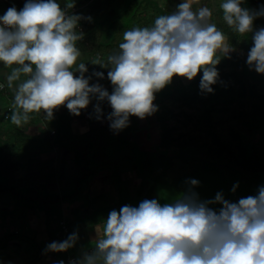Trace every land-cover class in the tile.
I'll return each mask as SVG.
<instances>
[{
    "label": "clouds",
    "instance_id": "1",
    "mask_svg": "<svg viewBox=\"0 0 264 264\" xmlns=\"http://www.w3.org/2000/svg\"><path fill=\"white\" fill-rule=\"evenodd\" d=\"M74 2L67 0L61 7L60 0H25L19 10L13 3L0 14V62L11 67L6 81L14 92L8 118L18 127L24 128L32 114L41 111L51 119L61 104L79 114L95 99V118H104L101 102L107 100L112 108L107 113L109 127L118 131L131 122V114L145 117L157 110L155 92L174 74L191 79L202 70L200 88L215 91L212 86L219 78L215 65L235 48L212 20L213 9L205 0H181L150 26L125 30L118 49L106 60H91L108 67L113 85L109 91L99 81L89 83L88 65L78 62L77 41L84 33L77 26L83 14L67 11ZM219 6L233 31L252 34L246 63L264 73V26L253 23L264 16V5L252 9L242 6V0H220ZM93 74L105 76L97 69ZM199 183L187 178V187L171 202L144 198L138 205L111 209L94 225L95 247L69 264H264V185L255 194L231 200L223 190L201 198L193 187ZM217 203L218 207L210 206ZM77 240L73 231L46 248L67 250Z\"/></svg>",
    "mask_w": 264,
    "mask_h": 264
},
{
    "label": "trees",
    "instance_id": "2",
    "mask_svg": "<svg viewBox=\"0 0 264 264\" xmlns=\"http://www.w3.org/2000/svg\"><path fill=\"white\" fill-rule=\"evenodd\" d=\"M24 2L25 0H0V10L4 12L13 3L19 10ZM243 2L246 3L245 7L252 9L264 5V0H242ZM66 3L67 0H60L61 7ZM148 3L143 0H91L87 3L75 0L73 6L67 9L69 13H82L83 17L88 15L92 17L91 20L82 17L77 26V30L84 33L77 41L81 48V56L78 59L85 56L86 64L92 67V80L89 83L99 81L113 87L107 77L108 67L94 64L91 60L97 57L106 60L112 51L118 49L125 30L135 26H150L155 14L149 13ZM73 8L76 9L72 11ZM166 13L169 12L163 14ZM212 20L226 33L229 42L235 45L234 49L253 44L251 33L242 35L232 30L223 19L220 7L213 11ZM253 23L257 28L264 26V16H257ZM215 67L219 70V78L212 86L215 91L207 92L200 88L201 71L188 83L161 95L157 113L160 129L157 147L160 150L172 147L197 148L203 150L208 159L229 163L240 175L245 177L264 175V79L259 74L247 70L239 54L234 50L230 51L229 55L222 56ZM93 69L104 71L105 76L103 78L95 76ZM1 97L5 99L7 96L1 93ZM88 107L94 111L92 104ZM101 107L106 115L111 111L102 105ZM67 109L66 104L57 106L51 119H47L43 111L33 113L28 124L21 128L9 118L5 119L6 109L0 108V137L4 143V146L0 147V197L5 194L15 203H39L45 216L47 230L52 205L75 202L81 195L78 189H81L80 184L85 179L76 174L73 181L74 191L71 193L59 191L60 142L67 144L70 140L61 135L56 129L55 122ZM38 122L42 123V128L34 136V140L44 152L53 154L47 156L46 160H40L38 169L26 170L24 168L26 157L22 156L21 147L29 145L31 140L25 129L28 125ZM257 130L260 134L253 140ZM135 151L136 149L134 153H129V156L133 154L135 156ZM107 161L111 162L106 159ZM146 179L153 178L146 176ZM19 182H36L43 190L39 193L23 191L17 186ZM150 190L149 194L152 193ZM154 193L158 196L155 189ZM111 209L101 206L93 209L90 216L93 212L103 210L109 213ZM84 218L90 223L98 221L85 213ZM94 247L92 244L80 250L73 259ZM34 250L38 258L41 251L35 243Z\"/></svg>",
    "mask_w": 264,
    "mask_h": 264
},
{
    "label": "rangeland",
    "instance_id": "3",
    "mask_svg": "<svg viewBox=\"0 0 264 264\" xmlns=\"http://www.w3.org/2000/svg\"><path fill=\"white\" fill-rule=\"evenodd\" d=\"M143 1L149 2V13L154 12L155 14L151 24L154 23L156 16L175 10L176 5L181 2V0ZM205 2L213 11L220 7V0H205ZM242 6H246V3L243 2ZM193 7H198V4H194ZM0 14H3L2 10H0ZM249 48L250 46L247 45L241 49H234V51L239 54L247 70L259 74L264 79V73L257 72L254 68H249L246 63ZM83 58L78 59V62L79 60H86L85 56ZM91 69V66L88 67V72L85 75H90ZM201 71H198V73ZM10 72L11 67L8 68V73ZM75 74H78V71ZM191 79L183 75L174 74L170 83L155 92L153 103L158 105L157 110L145 117L131 114V122L118 131L109 127L106 113L104 118L96 119L94 111L89 108L87 110L81 109L79 114L71 113L68 109V113L66 111L67 114H62L57 119V122H55L56 129L60 131L64 138L66 137V140L77 144L73 146L74 148H71L72 151L69 149L70 152H67L63 149L60 153V159L63 160L64 164L61 166L59 191L72 192V187H75L73 181L76 174L81 178L88 177V175L92 176L89 181H83L86 187L78 189L79 192L83 193L84 197L79 199L73 208H70L73 210L71 213L75 215V218L70 217L72 222L82 216L83 205L88 206L87 204H91L95 208V203L100 202L99 204L105 206V208L110 207L119 210L125 204L138 205L144 198L157 197L161 203L171 202L187 187V178L199 179L200 183L193 187H195L200 197L205 199L214 197L217 191L223 190L225 198L238 200L240 197L255 194L258 191V187L264 185L263 174L245 177L238 174L229 163L223 160L208 159L203 150L178 147L160 150L157 147L160 139V129L157 120L160 106L159 98L163 93L179 88ZM101 84L108 88L109 91L113 88L110 85ZM94 103H96L95 99L90 101L89 104L93 105ZM101 105L112 110L107 100L101 102ZM68 117L70 119V128L66 123ZM41 128L42 124L40 122L26 128L31 140L29 145L21 147L22 156L26 157V166H24L26 170L38 169V162L46 160L47 156H52L53 154L44 152L34 140V136L39 133ZM68 129H71V131ZM259 134V130H257L253 140ZM2 146H4V143L0 137V147ZM133 148L136 149V154L135 156L134 154L129 156V153H134ZM106 159L111 162H106ZM93 169L95 171H92ZM139 170L143 173H140ZM135 171L139 172V174L135 175ZM146 176L153 179H146ZM236 182L239 183L233 192L231 189ZM80 185L82 186V183ZM17 186L23 191L34 193H39L43 190L42 186L36 182H19ZM151 186L153 187L151 188ZM154 189L158 196H155ZM149 190L152 192L151 194H149ZM85 192H87L88 199L85 198ZM84 199L86 200L85 202ZM210 206L218 207L219 204ZM52 207L50 222H67L69 217H66V214L70 211L65 212V207L63 215L60 216V212L63 211L62 208H59L58 205H52ZM104 212L106 210H103V212L99 211V213ZM86 213L90 215L92 208L87 210ZM99 216L100 214L97 215L93 212L90 217L98 219ZM104 216H107L106 213ZM3 222L7 226L2 224ZM11 222H45V216L41 211L40 204L15 203L12 198H7L0 203V262L2 264H8L9 261L11 264H25L30 260L27 264H32V260L36 256V250H32L30 246L34 244L28 245L21 240L12 239V237H10L9 241L6 237L4 239L1 238V236L3 237L9 232L10 236L13 233L10 231L9 223ZM94 234L96 233L94 232ZM74 246L76 247V252H79L80 249L78 248L80 246L78 243H75ZM2 255L4 256L3 259L1 258ZM70 258L62 259L61 256L55 258L54 261L63 260L65 264H69V261L72 260Z\"/></svg>",
    "mask_w": 264,
    "mask_h": 264
},
{
    "label": "crops",
    "instance_id": "4",
    "mask_svg": "<svg viewBox=\"0 0 264 264\" xmlns=\"http://www.w3.org/2000/svg\"><path fill=\"white\" fill-rule=\"evenodd\" d=\"M8 68H10V67L5 66L3 64V62H0V82H3L5 84V87L0 89V108H4L7 104L12 105V100H13V96H14L13 90L11 88L7 87L6 75L8 74ZM14 83H16V82H14ZM1 93H3L7 97L5 99H3L1 97ZM87 108H89V107L87 106L86 108H83V109L87 110ZM67 113H68V109H67ZM67 113H65V114H67ZM69 121H70V119L68 117V119L66 120V123H67L68 127L70 128ZM31 125H34V124H30L28 126H31ZM68 130L71 131V129H68ZM25 131H26V129H25ZM76 145L77 144H73L71 142H69L67 144H65L64 142H60V146H61L60 153L63 149L66 150L67 152H70L69 149L72 151L71 148H74L73 146H76ZM74 152H75V150H74ZM59 156H60V154H59ZM59 162L61 163V166H62V164H64L62 159H60ZM61 166H60V178H61ZM135 175H137V172L135 173ZM95 176H96V174H95ZM84 178H85L84 182H86V181H89L92 178V176L89 175L88 177H84ZM82 187L84 188V187H86V185H84L82 183ZM72 189H73L72 190V192H73L74 187H72ZM87 189H88V187H87ZM66 193H69V192H66ZM85 193H86L85 198L88 199L87 198V192H85ZM7 196L8 195H5V194L1 195L0 203L5 201V199H7V198H11L10 196H8V197ZM83 197H84L83 193L81 192L80 197H78L77 200H75V202H68V203L61 202L59 204H55V205H58L59 208L61 207L63 210L62 212H60V214H59L60 216L63 215V212L65 211V207H66L65 212H67L68 210L70 211V212H67V214H66V217H69V218H67V222H49V230H47L46 222H11V223H9L10 231L13 233L10 236V234H9L10 232H9V233H7V235H3V237L1 236V238L4 239L6 237L9 241L10 237H12V239H17L18 241L21 240L23 243L28 244V245L29 244L33 245L34 243L37 244L39 251H41V255H39L38 258L35 256L33 258L34 263L32 260V264H53L54 259L61 257V256H62V259H66V258L69 259L71 257L70 259L73 260V257H75V255L77 253L76 247L74 245H73V247H71L67 250L55 251V253H53V250L52 251L48 250L46 248V245L48 243H50L51 241H54V240L55 241H61L65 238H67V236L70 233H72L73 231H76L78 233V240L76 241V243H78V245L80 246V248H78V249L83 250L85 248H88L90 245L94 244V239L96 238L95 237L96 234H94V232L96 233L94 225L96 223H98L99 221H102V219L107 217V216H104L105 213H106V215H108L109 213L107 211L104 213L96 212L97 215L100 214L99 218L97 219L98 221L93 222V223L86 222V218H84V213L87 214L86 212H87V210H90V208L96 209L98 207H101V205L99 204L100 202L95 203V208L93 206H91V204L90 205L87 204L88 206L83 205L84 211L86 209L87 210L85 212L83 211L82 216H80L75 222H72L71 218H75V215H73L71 213V211H73V210H71L70 208H73L76 205L77 201L79 199H83ZM85 201L86 200L84 199V202ZM52 210H53V207L51 208V213H52ZM58 211H59V209H58ZM101 212H103V211H101ZM70 215H72L73 217ZM89 217H90V215H89ZM59 221H60V219H59ZM2 224H5V223L3 222ZM5 229L8 230L7 227H5ZM30 247H32V250H34V245L30 246ZM19 250H20V247H19ZM1 258L3 259L4 256L2 255ZM29 261L30 260H28L25 264H27ZM19 264H21V263H19Z\"/></svg>",
    "mask_w": 264,
    "mask_h": 264
},
{
    "label": "built area",
    "instance_id": "5",
    "mask_svg": "<svg viewBox=\"0 0 264 264\" xmlns=\"http://www.w3.org/2000/svg\"><path fill=\"white\" fill-rule=\"evenodd\" d=\"M82 1H83L84 3H87V2H89V1H91V0H82ZM74 9H76V8H73L72 11H73ZM0 89H2V88H0ZM11 106H12V105H10V104H7V105L5 106V109H6L5 114H4V118H5V119H8V117H9V114H10V111H11Z\"/></svg>",
    "mask_w": 264,
    "mask_h": 264
}]
</instances>
